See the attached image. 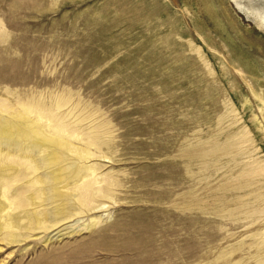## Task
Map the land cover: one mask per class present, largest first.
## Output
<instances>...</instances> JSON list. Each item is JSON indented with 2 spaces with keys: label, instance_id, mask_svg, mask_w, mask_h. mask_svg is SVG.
<instances>
[{
  "label": "rangeland",
  "instance_id": "obj_1",
  "mask_svg": "<svg viewBox=\"0 0 264 264\" xmlns=\"http://www.w3.org/2000/svg\"><path fill=\"white\" fill-rule=\"evenodd\" d=\"M40 97L101 125L116 199L15 211L0 264H264V0H0V113Z\"/></svg>",
  "mask_w": 264,
  "mask_h": 264
},
{
  "label": "bare ground",
  "instance_id": "obj_2",
  "mask_svg": "<svg viewBox=\"0 0 264 264\" xmlns=\"http://www.w3.org/2000/svg\"><path fill=\"white\" fill-rule=\"evenodd\" d=\"M63 105L65 102L51 100L47 103L41 97L25 102L17 98L15 108L8 102L0 113V184L4 186L1 198L7 201L5 204L0 199V231L13 227L15 211L29 216L31 226L50 219L59 222L69 218L72 200L69 194L60 190L63 188L76 192V203L81 210L103 205L100 201L96 204L100 198L115 201L113 187L118 185V179L104 174V183L94 192L92 185L97 182L96 169L85 172L82 168L91 155L102 153L101 146L109 149L110 140L103 139L101 125L84 127L83 119L73 113L61 115ZM10 108L14 111L6 112ZM80 142H83L82 146H79ZM91 149L95 152L89 153ZM83 172L87 173L84 177L80 175ZM80 178L81 182L77 183ZM14 186L20 189L13 196L9 193ZM94 193L98 199L93 197ZM28 207L34 210L31 214ZM40 207L41 210L36 212L35 209ZM86 262L73 260L62 264Z\"/></svg>",
  "mask_w": 264,
  "mask_h": 264
}]
</instances>
